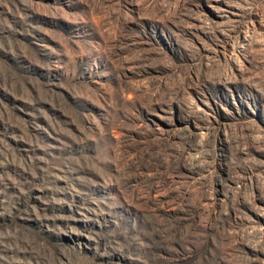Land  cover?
<instances>
[{"label": "rangeland", "instance_id": "374dc122", "mask_svg": "<svg viewBox=\"0 0 264 264\" xmlns=\"http://www.w3.org/2000/svg\"><path fill=\"white\" fill-rule=\"evenodd\" d=\"M0 264H264V0H0Z\"/></svg>", "mask_w": 264, "mask_h": 264}]
</instances>
